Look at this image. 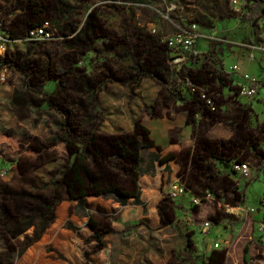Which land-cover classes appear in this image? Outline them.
<instances>
[{"label": "rangeland", "instance_id": "1", "mask_svg": "<svg viewBox=\"0 0 264 264\" xmlns=\"http://www.w3.org/2000/svg\"><path fill=\"white\" fill-rule=\"evenodd\" d=\"M26 1L0 0L2 10L9 12L4 14L9 28L14 17L23 12ZM45 2L47 5L41 19L52 20L55 28L53 38L32 43L23 40L14 43L15 50L10 51L8 57L11 69L5 72V80L0 81V174L4 173L2 170L6 172L5 175H0L1 223H4L5 219L10 222L8 227L14 220L21 219L22 223L24 221L22 215L29 213L34 206L47 211L45 208L48 205V213L53 215V223L59 215L60 219L57 222L61 223V217L66 218L72 212L73 202H70L69 198L64 195V198L58 200V194L59 196L65 194L58 181L68 171L72 158L65 147L62 135V114L48 104L50 99L60 102L58 85H54L55 80H50L52 75H48L50 69L54 72L55 67L65 73L62 81L68 88L64 93L72 99L74 109L89 126L90 133L96 134L95 143L101 149L99 164L108 166L115 173L112 177L128 176L123 171L132 166V161L122 159L112 143L116 140L115 136L132 132L136 121L144 126L150 123L148 119L150 117L174 116L176 121L179 118L175 115L181 111L188 124L193 118L192 114L198 111L204 113L202 119H205L206 113L197 103L191 105L187 102L181 107L177 106L174 98L169 95V88L180 87L187 77L190 80L201 79L202 81H193L206 85V97L211 98L214 107H217L218 92L213 85L216 84L215 79L222 77L221 64L224 62V55H227V64L236 63L234 65H237L238 72L244 71L242 64L249 60L248 72L243 74L247 73L257 79L259 83L256 87L257 93L254 97L238 95V98L243 103L252 105L259 96L257 104H253L249 120L250 125L256 128L249 130L250 134L241 133L238 130L241 110L238 111V107L226 103L223 107V116L229 129L227 124L218 125L209 135L219 138L209 140H226L223 137L231 132L230 140L239 142L237 146L240 151L239 159L251 158L245 137L252 145H264V65L259 68V63H264L262 56L264 13L254 24H250L245 18L250 0H62V2L45 0ZM177 15L180 16L181 22L178 21ZM194 23L195 28L198 25L199 29L206 33L216 31L217 35L230 39L231 43L226 45L222 55L223 50L218 45L223 42L216 38L207 39L208 48L197 60L198 63L192 68L188 62L194 60H186L184 67L177 70L172 61L175 56L165 39L178 31V27L188 29L192 28ZM16 36L23 39L25 33L21 30ZM256 47L262 50H257ZM251 51L254 54L253 59L249 58ZM185 65L187 69H184ZM141 68L148 70V73L142 75ZM183 86L185 87L184 83ZM259 89L262 91L259 92ZM184 90L193 97V100L206 104V98H201L197 89ZM225 94H229V91L226 90ZM188 107H191V110L185 112ZM206 128L207 126L201 123L197 130L193 126L190 134H183L197 140L195 151L199 150L201 140L206 139L200 134ZM181 132L182 127L178 125L169 129V142L180 144L169 147L171 149L169 152L173 155L177 149L183 150V155L185 153ZM155 137L159 138L157 133ZM155 142L157 143L156 140ZM255 153L262 157L259 164L250 161V168L255 171L250 172L246 178L238 174L235 176L236 181L241 182L239 190L236 189L237 184L226 176V170H233L231 166L226 168L210 159H202L200 162L198 157H193L187 175L179 180L188 188L187 196L182 195L180 199L172 201L169 191L165 190L166 183L160 182L162 193L155 202L156 210L159 212L160 208L165 206L164 199L171 202L174 207L171 210L174 225L163 231L166 233L163 241H166V247L171 249V256L168 260L157 255L151 258L148 255L143 259L144 253L138 250L134 258L131 256L124 264H208V257L213 251L211 246L208 250L207 243L212 244L209 236L213 234L214 226L204 235L200 232L203 221L206 219L214 221L215 216L212 215L216 209L226 213L231 204L235 205L240 200L238 191L240 194L246 193L247 203L239 205L237 213L242 207L257 205L264 195V149H257ZM84 154L90 166L94 167L92 155L87 151ZM18 161L21 165L20 170L16 163ZM181 162L183 163L182 159ZM229 162L230 160L228 164ZM201 163H210L211 172L202 171ZM183 167L181 165L178 170L183 171ZM252 176L253 180L250 178ZM144 185V180H141V186ZM55 189L61 191L52 196ZM205 189L213 193L210 202L202 200L195 206L191 201L192 194L201 195ZM38 195L48 196V201L42 202ZM61 201H65L64 208L58 210ZM6 205L11 208V214L8 213L3 220L1 212ZM88 212L93 219L101 223V226L91 232L86 228L82 230L78 225L81 224V220L66 221L69 243L72 241L71 238L80 240L79 245L72 250L68 244L64 250L66 257L56 247L54 248L53 253L57 257L66 259L64 264H109L108 252L111 247L108 241L115 239L112 234L115 231L113 221L122 218L124 212L108 197L91 198ZM187 212L192 217L194 215L193 221L200 229L188 224ZM130 213L131 221L140 219L134 208ZM36 214L40 215L39 210ZM41 215L40 217L44 219V215ZM40 217L35 240L44 231ZM218 220L220 221L219 217L216 218V221ZM251 226L253 225L248 220L241 225L237 223L235 216L229 217L224 225V233L229 236L231 244L221 251L222 264H242L243 247L246 244L250 264H264V240L256 241L253 235L249 240ZM2 230L0 251L9 249V244H15L19 240L7 235L9 229L2 227ZM97 230L103 232L101 245L93 237ZM131 231H134V224L125 226L121 232ZM140 231L142 233L144 230ZM151 235L158 238L152 240L149 238ZM142 236L145 242L149 241L152 244L159 241L162 233L149 231ZM187 237L191 238V246H187ZM128 239L124 241L129 243ZM139 239L140 236L135 237L134 244H140ZM26 241L28 237L20 240L22 243ZM126 245L127 248L130 247ZM22 246L20 245L21 248ZM138 247L140 249V246L136 248ZM122 248L125 251V247ZM19 250L18 248L16 251ZM125 252L129 254L130 251ZM59 263L61 264V261Z\"/></svg>", "mask_w": 264, "mask_h": 264}, {"label": "crops", "instance_id": "2", "mask_svg": "<svg viewBox=\"0 0 264 264\" xmlns=\"http://www.w3.org/2000/svg\"><path fill=\"white\" fill-rule=\"evenodd\" d=\"M195 30L199 34L198 38L196 39L194 43V51L198 53L197 58L195 59L196 61L200 59L205 54V50L208 48V42L206 41L207 39H219L221 40L220 45H218L222 50L224 55V48L226 45L231 43L230 39L221 37L220 35L216 34V31H211L210 33H206L204 30L199 29L198 25H196ZM216 34V35H215ZM215 39V40H216ZM205 40V41H202ZM201 41V42H199ZM257 50H262L260 47H256ZM15 50L14 48L11 49ZM258 53V52H257ZM250 54H253V51L250 52ZM249 54V55H250ZM260 54V53H258ZM248 55V56H249ZM254 56V54H253ZM263 58H264V53H263ZM224 62L221 64L222 68V77L219 76V79H215L216 84H214L213 88L218 92L217 94V101L218 105L216 107L215 111H207L205 119L203 118V114L201 112H195L193 113V118L188 124L186 121V118L183 115V111L177 113V116L179 119H176L174 121L175 117L169 118V117H160L157 116L156 118L150 117L149 119V124H147V128L150 131V137L152 139H155L159 145H161V151L157 150L155 147H147V148H142L140 151V157H141V162H140V181H139V186H138V193H137V198L138 200H135L134 197H130L126 200L125 203H120L119 201L116 200L115 196L111 194H104V195H95V194H87L82 198H76V199H70V202H73L72 206V212L71 214L64 218L61 217V223H58L57 220L60 219V215L57 217L56 221L53 223L50 222L45 228L44 231L41 232V236L37 238L36 240L33 241V243L23 252V254L16 260L14 264H60L59 261H61V264H64V261L66 260L65 258L62 259L60 257H57L55 253H53L54 248L56 247L57 250L61 251L63 253L64 257H66V254L64 253L65 248L67 249L68 244L71 247V250L74 249L79 245V240L80 239H73L71 238V242L69 243L68 241V234H67V227H65L66 221H76V219L81 220V224H78L82 230L84 228L88 229L89 231L93 232V230H96L101 226V223L95 219H93L92 215L89 214L88 212V204L90 203L91 198H104L108 197L111 198V200L116 202V206L120 208L121 211H123L124 215L122 218L115 219L113 221V227L115 229L114 233H112L115 237L114 241H108L109 246L111 249L108 252V257H109V264H124L127 259L131 258V256L134 258V254L136 251L139 250V252H143L142 258L144 259L146 256L149 255L151 256H159L161 259L168 260L171 256V249L169 247H166V241H163V237L166 236V233L163 231L166 228L172 227L174 225L173 222V215L171 213V210H173V206L171 205L169 212L170 215H172V220L168 224H164L159 212L156 210L157 207L155 206L156 200L160 197L162 191H161V186L159 185L160 182L166 183V191H170L171 185H173L175 182L181 180V178L185 175H187L189 169H190V164L193 160L194 157V151L196 147V142L197 140L194 137H185L183 134L189 133L191 131V128L194 126V128L197 130L198 126L202 123L203 125L207 126L206 129H203V131L200 133L203 138L206 139H216L219 138L218 136H211L209 133L217 127L218 125H226L227 120L223 116V111H224V106L226 103H229L231 105H234L237 108L238 111L241 110V121H239V128L238 130L241 133L246 132L247 134H250L249 130H255L256 126H252L249 123L250 116L252 113L253 109V104H257V99L253 101V104L251 105L250 103H243L237 96V88L240 84L244 83V80L242 78L243 72H248V62L249 60L244 62V65L242 64L243 72H238V70H231V66L236 64L235 62H231V64H227V55H224ZM189 61L188 64L193 68L195 64L198 63V61ZM259 68H262L264 63H259ZM199 81H202L201 79H198ZM239 80V81H238ZM202 83V82H201ZM206 84V83H205ZM260 84H262V81H260ZM55 85V83H54ZM259 86V83L257 84ZM229 91V94H225V91ZM261 89H259L260 92ZM262 91V90H261ZM171 97V96H170ZM171 98H174V102L176 103L177 106L181 107L183 106L184 103L189 102L191 105L195 104L196 102L193 100V97L187 93L185 90L178 95L172 96ZM191 110V107L185 109V112H189ZM264 122V121H263ZM178 125L179 127H182V140L185 144V153L184 155L183 150L177 149L176 154L173 155L172 152H169L171 149H169L170 146H176L180 144H176L175 142L171 143L169 142V129L172 128L173 126ZM229 129V125H226ZM245 130V131H244ZM155 133L158 134L159 138L155 137ZM231 134V132H230ZM225 136L223 138H226V140H230L229 136ZM200 135V136H201ZM200 137V138H202ZM245 143L249 144V149H250V159H245L246 161H254L257 162L258 164L261 162V156L257 155L255 151L257 149L263 150L264 145H258L254 144L252 145L251 141H249L245 137ZM239 145V142H237ZM179 148V147H178ZM257 148V149H256ZM165 154H170V158L163 162H159V158ZM181 159L183 160V163L181 162ZM208 160L210 159L212 162L215 160L213 158H207ZM235 161V159H231L229 164H232V162ZM217 162V161H215ZM184 166L182 169L183 171H179L178 169L180 166ZM231 166V165H229ZM255 171V169L250 168V172ZM226 176L235 184H237V190L241 189V182L236 181L235 176L238 174L241 176L238 172L236 173L235 171L232 170H226ZM242 177V176H241ZM244 178V177H243ZM246 178V177H245ZM253 180V176L250 177ZM141 180H144L145 185L144 187L141 186ZM244 191V189H243ZM239 193L240 200L235 204V205H230L229 206V212L228 213H223L219 209H216L214 211V215L218 218H220V221L213 222L214 227L212 228L213 234L210 235L209 233V239L212 242L207 243V248L209 250L210 246L212 251H222L224 248L220 249H215L213 248V243L218 240V239H224L226 237H229L224 233V225L228 222L229 217L235 216V220L237 223H240L243 225L247 220L253 225L251 226V236L253 235L257 240H264V233H261L258 231V225L259 222L262 218L261 216V210L259 209V202L256 207V211L252 212L249 215H246L245 213H241L240 211L237 213V207L238 205L241 204H246V193L242 192V194ZM188 194V193H186ZM184 194L183 196H187ZM181 197V196H180ZM180 197H175L171 198L172 201H175V199H180ZM170 198V197H169ZM69 201V200H68ZM260 201V200H259ZM65 202V201H64ZM64 202L61 201L60 205L58 206V210L64 208ZM171 204V202H170ZM253 206V205H252ZM135 209L136 214L138 215L137 221H131L130 219V212L131 210ZM191 212V211H190ZM187 219H188V224H190L192 227H199L197 224L194 223L193 219L195 220V217L193 215H189V212H187ZM192 214V213H191ZM233 214V215H232ZM89 216L92 217L93 221L95 222L96 226L92 227L88 223ZM41 218V217H40ZM42 219V218H41ZM141 220L143 221L142 223H138V221ZM37 223H38V218H37ZM44 219L40 221V224L43 225ZM129 224H134V231H131L130 233H123L121 232L125 226H128ZM164 224V225H162ZM144 230L142 233L140 230ZM33 228H30L29 232H31ZM158 232L162 233V237L157 241L156 243H150L149 241L145 242L143 239V234L145 232ZM135 232V233H133ZM201 232V229H200ZM209 232V231H208ZM207 232V233H208ZM207 233H202L206 235ZM111 234V235H112ZM140 236V244H134L133 239L135 237ZM148 236V235H146ZM130 237V239L126 238ZM156 235H151L149 236L150 239L155 240ZM108 238V237H106ZM253 237H251L252 239ZM39 239V240H38ZM124 239H128L129 243L124 241ZM38 240V241H37ZM107 240V239H106ZM130 246L127 248V245ZM157 244V245H156ZM257 244V243H256ZM125 247V251L129 250V254L125 251H123L122 247ZM137 246H140L136 248ZM157 248V249H156ZM134 250V252H132ZM101 251V250H100ZM99 252V251H98ZM159 252V253H158ZM207 252V251H206ZM209 252V251H208ZM97 253V252H96ZM124 255V256H123ZM123 257L125 259H123ZM264 260V259H263ZM127 264V263H126Z\"/></svg>", "mask_w": 264, "mask_h": 264}, {"label": "trees", "instance_id": "3", "mask_svg": "<svg viewBox=\"0 0 264 264\" xmlns=\"http://www.w3.org/2000/svg\"><path fill=\"white\" fill-rule=\"evenodd\" d=\"M250 6L248 7L247 13L245 15V18L250 24H254L257 20V18L264 13V0H250ZM62 2V0H61ZM47 3L45 0H27L25 2V6L23 7V12L17 14L13 21L10 28V31L12 34H16L19 31H23L26 33L31 28L39 26L43 21L48 20L52 23V20L50 19H41V15L44 13ZM64 5L61 3V7ZM0 9H2L0 7ZM4 14L5 12L3 11ZM179 14V13H178ZM178 21L181 22L180 16L177 15ZM53 24V23H52ZM195 24V23H194ZM31 41L30 43H32ZM37 42V41H34ZM10 55V52L5 57V63L10 66L8 62V57ZM195 60L198 56V53L194 52L193 54ZM184 67V66H183ZM58 67H55L53 69L54 72H51V69L49 71L48 75H52L49 79L55 80V85L58 86L57 93H60V102H57L55 100L48 101V104L58 112L62 114V121H61V130L62 135L65 142V147L70 153V158H72L68 171L63 175V177L58 181V183L61 186V189L65 192V194H59L57 192H60L61 189H55L52 191L53 194H58V200L64 198L65 195L66 198L70 199H76V198H82L87 194H95V195H104V194H111L115 196L116 200L120 203H125L126 200L130 197H134L135 200H138L137 193H138V179L140 176V151L142 148L147 147H155L157 150L161 151V146L155 142L154 139L150 137V131L149 129L144 126L139 121H136L134 124V130L130 133L121 134L115 136L116 140L112 143L113 146L116 147L118 150V153L120 157L124 160H131L132 166L127 168L124 172V174L128 175L125 178H120L119 176L112 177V174H115L108 166H103L102 164H99V157L101 154V149L98 147V145L95 143L96 141V134L93 132L90 133L89 126L85 123L84 120H82L81 116L77 113L76 109L73 107V101L70 98V96L66 93H64L68 85H66L62 80L65 76V73L62 69L57 70ZM187 69V66L185 65V68ZM148 73V70H144L141 68V74L145 75ZM118 76V75H117ZM115 77V75H113ZM122 81V79H118ZM195 81H199L198 79H193ZM191 80L193 83L204 86V83H199ZM207 88V87H206ZM184 89H189L186 86H183V83L180 84V87L171 89L169 88V95L175 96L177 93H182ZM238 91V88H237ZM64 93V95H63ZM58 99V100H59ZM199 108L202 109V111H215L216 108L214 107V104L212 103V106L214 109H211V105L207 103L206 104H200V102H197L194 100ZM204 114L203 112H201ZM238 144L237 142L233 140H209V139H202L200 143L199 150L194 151V157H198L200 159V162L202 159L207 160V158H213L215 161L219 162L226 168L229 167L230 164H228V160L235 159L234 162L240 163L243 161H246L245 159H239L240 151L237 148ZM89 152L94 161V167L90 166L88 163V160L85 157L84 152ZM170 158V154H165L159 158V162L163 163L167 161ZM227 159V161H225ZM203 163V162H202ZM200 164L202 165V171L211 172L212 166L210 163L207 164ZM233 171V170H232ZM180 182V181H179ZM57 184V185H59ZM58 187V186H57ZM186 187V186H185ZM186 190L188 188L186 187ZM209 190V189H205ZM204 190V191H205ZM211 192V190H209ZM212 193V192H211ZM213 194V193H212ZM197 195V194H196ZM200 195V194H199ZM201 195H204L202 193ZM42 202L48 201V196L38 195ZM51 196V197H52ZM57 196V195H55ZM50 198V197H49ZM211 197H203L202 200L210 202ZM165 206L160 208L159 215L163 221L164 224H168L171 222L172 217L170 215L169 209L171 207L170 202L167 199H164ZM198 204H195L197 206ZM39 210V214L41 216H49V220L53 217L52 214L48 213L49 206L47 205L45 209H40L39 207H36ZM169 208V209H168ZM225 214V213H224ZM212 216H215L214 214ZM215 216V222L216 221ZM212 223L214 222L211 219ZM204 220V221H206ZM203 221V222H204ZM219 221V220H218ZM88 223L95 227L96 224L93 221L92 217L89 216ZM44 228V227H43ZM251 232V230H250ZM14 235V232H12ZM102 234L103 232L100 230H97L93 237L97 240V242L101 245L102 244ZM249 240H251V235L249 233ZM29 242V241H28ZM192 241L190 237H187V246H191ZM248 255V245H244L243 247V254H242V264H250L249 259L247 257ZM222 252L221 251H213L212 254L209 255V263L208 264H222Z\"/></svg>", "mask_w": 264, "mask_h": 264}, {"label": "built area", "instance_id": "4", "mask_svg": "<svg viewBox=\"0 0 264 264\" xmlns=\"http://www.w3.org/2000/svg\"><path fill=\"white\" fill-rule=\"evenodd\" d=\"M177 30L178 31H176L171 36L166 37L165 42L171 51H173L175 57L172 59V61L175 63L177 70H179L184 66L186 60H191L194 58V43L199 34L195 30V24H192V28L181 29L178 27ZM54 31L55 28L52 23L48 20H45L39 26L28 30L25 33L23 39H18L16 34L14 35L11 33L7 19L4 16V12L2 9H0V81L5 80V72H7L8 69H11V67L5 63L4 59L13 48L14 43L20 42L22 40L28 42L51 40L54 36ZM249 58L253 59V54H250ZM231 70H238L237 65H232ZM242 78L244 83L238 86L237 96L241 95L243 97H254L257 93V79L247 73L242 74ZM183 83L191 90L197 89L201 98H206L207 103L211 105V109H214L212 106V99L206 97V87L193 83L188 77L184 79ZM231 167L233 168V171L238 172L242 177L249 176L250 164L248 161H243L240 163L234 162L231 164ZM186 193H188V191L186 190L185 185L179 181L171 185V189L168 192L171 198L180 197ZM204 196L206 198L212 197V193L209 190H205L204 195L192 194L191 201L193 204H200ZM259 209L261 210L262 218L258 225V231L264 233V195L260 198ZM254 211H256V207L252 205L242 207L240 210L241 213H245L246 215L251 214ZM228 212L229 209H227L226 213ZM213 226L214 224L210 220H206L202 223L201 232L207 233ZM230 244V239L226 237L221 240H216L212 246L215 249H220L227 248L230 246Z\"/></svg>", "mask_w": 264, "mask_h": 264}, {"label": "flooded vegetation", "instance_id": "5", "mask_svg": "<svg viewBox=\"0 0 264 264\" xmlns=\"http://www.w3.org/2000/svg\"><path fill=\"white\" fill-rule=\"evenodd\" d=\"M17 163V167L20 170L21 169V165L18 162ZM4 173H1L0 175H5V170H2ZM6 208V209H5ZM11 208L6 205V207H4V209H2V216L1 218L3 219L4 217H7V214H11ZM38 211V209L34 206L32 207L31 211L27 214L22 215V217H24V221L21 223V219H18L17 221L14 220V223L10 225V227H8V224H10V222H7L5 219L4 223L0 222V231L1 233L3 232L2 227H5V229H9V233H7L8 236H11L12 238H19V240L17 241V243L15 244H9L8 247L9 249L4 250L2 249L0 251V264H14L16 262V260L22 255V251L24 249H27L35 240L34 236L36 233V226H37V219L36 217H40V215H37L36 212ZM8 214V215H9ZM10 217L12 218L13 216L10 215ZM49 216H44V223H43V227L45 228L51 221L52 218L49 220L48 218ZM4 220V219H3ZM30 228H33V230L31 232H29ZM12 232H14V235L12 234ZM25 237H28V241L22 243L20 242V240L24 239ZM7 238V237H5ZM20 245H23L22 248L20 247ZM18 248L20 249L19 251ZM21 251V252H20Z\"/></svg>", "mask_w": 264, "mask_h": 264}]
</instances>
